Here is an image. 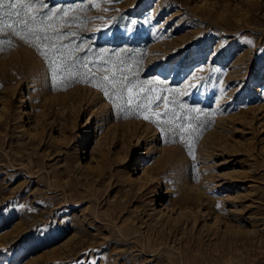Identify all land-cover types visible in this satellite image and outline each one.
<instances>
[{
  "label": "rangeland",
  "instance_id": "rangeland-1",
  "mask_svg": "<svg viewBox=\"0 0 264 264\" xmlns=\"http://www.w3.org/2000/svg\"><path fill=\"white\" fill-rule=\"evenodd\" d=\"M33 3L0 34V264H264V0Z\"/></svg>",
  "mask_w": 264,
  "mask_h": 264
},
{
  "label": "snow or ice",
  "instance_id": "snow-or-ice-1",
  "mask_svg": "<svg viewBox=\"0 0 264 264\" xmlns=\"http://www.w3.org/2000/svg\"><path fill=\"white\" fill-rule=\"evenodd\" d=\"M36 5L33 3V0H0V34H6V30L11 32L12 34L19 37V39L28 42L27 36L29 34H33L36 29L33 25L36 23V13H37ZM15 17V20H13ZM29 21L32 23L30 24ZM17 25H22V29L18 30ZM39 39V37H37ZM47 39V37H45ZM53 64L56 65V61H53ZM62 66V65H61ZM60 66L53 67V74L54 76L57 74ZM114 75V74H113ZM127 79L126 77L124 78ZM103 81L107 82V85L111 86L113 90L116 91V94L119 95L121 91H126L128 93V103H131L132 97L134 95L133 89L136 87L135 84L131 85H124L123 81H117L116 79H110L108 76L103 77ZM120 84L121 88H117V85ZM94 87H100L101 90L104 91L105 96L109 95L108 88L105 86L104 83L99 85H93ZM156 100H159L160 97H155ZM153 101L150 99L148 103L141 106L138 105L137 107H142L144 110H150V104ZM138 115V113H137ZM156 117L161 115L160 112L154 113ZM164 116H168V112L165 111L163 113ZM144 119L150 120L152 123L157 124L159 127L161 123L167 124L173 121L163 120L159 121L158 119H154L149 116H145ZM175 119V114H173V120ZM176 127L180 128L181 131L184 130L182 125H175ZM163 130V129H162Z\"/></svg>",
  "mask_w": 264,
  "mask_h": 264
},
{
  "label": "bare ground",
  "instance_id": "bare-ground-1",
  "mask_svg": "<svg viewBox=\"0 0 264 264\" xmlns=\"http://www.w3.org/2000/svg\"><path fill=\"white\" fill-rule=\"evenodd\" d=\"M37 136H38L37 133H33V134L30 135V139H31V140H32V139H35ZM149 179L152 181L153 178L149 176ZM150 184H152V183H150ZM132 187H133V186H132ZM70 198H71V197H70ZM179 221H180V220H179ZM179 221H178V222H179ZM175 222H177V220H176ZM181 222H183V221H181ZM181 222H180V223H181ZM175 224H176V223H175ZM168 226H169V225H168ZM167 228H169V227H167ZM176 228H177V227H176ZM170 229H171V228H170ZM170 229H169V230H170ZM172 229H174V228H172ZM172 229H171V230H172ZM133 231L136 232V230H133ZM172 231H173V230H172ZM172 231H170V232H172ZM256 231H257V230H256ZM256 231H254V230H253V231H250L249 234H248L249 236L245 237V240H246V241H248V240H253V237L255 236V235H253V234H257V233H258V232H256ZM156 233H157V232H156ZM154 235H155V234H154ZM158 235H159V234H158ZM156 236H157V234H156ZM161 237H162V236H161ZM191 239H192V238H191ZM136 240H137V239H136ZM238 240H240V239H238ZM79 243H80V240H79ZM144 247H145V246H144ZM248 253H249V252H247V254H248ZM224 254H225V253H224ZM66 256H67V255H66ZM257 256H258V255H257ZM258 257H260V256H258ZM258 259L260 260V258H257L256 261H257ZM259 260H258V262H259Z\"/></svg>",
  "mask_w": 264,
  "mask_h": 264
}]
</instances>
